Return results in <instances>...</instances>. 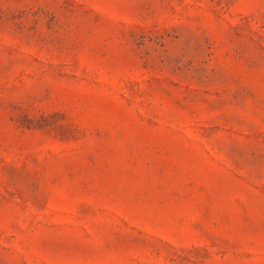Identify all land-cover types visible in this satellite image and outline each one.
Returning a JSON list of instances; mask_svg holds the SVG:
<instances>
[{"label": "rangeland", "instance_id": "1", "mask_svg": "<svg viewBox=\"0 0 264 264\" xmlns=\"http://www.w3.org/2000/svg\"><path fill=\"white\" fill-rule=\"evenodd\" d=\"M0 264H264V0H0Z\"/></svg>", "mask_w": 264, "mask_h": 264}]
</instances>
